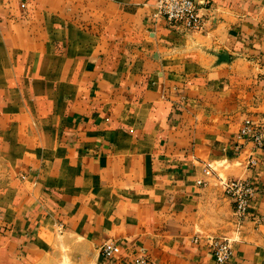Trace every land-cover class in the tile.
Segmentation results:
<instances>
[{"label":"crops","instance_id":"0c3cea01","mask_svg":"<svg viewBox=\"0 0 264 264\" xmlns=\"http://www.w3.org/2000/svg\"><path fill=\"white\" fill-rule=\"evenodd\" d=\"M198 2L188 31L158 0H0V264H218L210 235L264 264V146L235 149L264 122V0ZM218 175L257 188L245 220Z\"/></svg>","mask_w":264,"mask_h":264},{"label":"built area","instance_id":"2783aa9c","mask_svg":"<svg viewBox=\"0 0 264 264\" xmlns=\"http://www.w3.org/2000/svg\"><path fill=\"white\" fill-rule=\"evenodd\" d=\"M155 15L164 17L170 24L181 26L185 30L202 29L205 25V17L200 12L198 0H158ZM237 152L241 150V141L252 142L256 147L264 146V122L259 119L246 118L237 134ZM255 156L246 159L248 166L257 165ZM207 176H212L215 169L208 163L204 169ZM224 192L234 203V213L239 221H243L250 215L251 204L257 194V188L251 180L245 177H224L218 175ZM199 183L206 184L205 179H199ZM210 247L218 264H226L234 256L232 239L227 236H208ZM122 246L115 240H107L101 245L102 255L112 260L121 253ZM128 264H149L145 255L137 254Z\"/></svg>","mask_w":264,"mask_h":264},{"label":"rangeland","instance_id":"374dc122","mask_svg":"<svg viewBox=\"0 0 264 264\" xmlns=\"http://www.w3.org/2000/svg\"><path fill=\"white\" fill-rule=\"evenodd\" d=\"M38 121L41 122L40 120H35V121H33V122L37 123Z\"/></svg>","mask_w":264,"mask_h":264}]
</instances>
